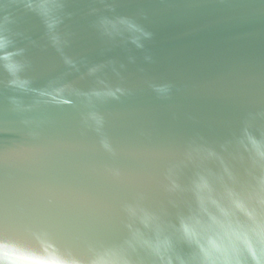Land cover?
<instances>
[{"label": "water", "instance_id": "water-1", "mask_svg": "<svg viewBox=\"0 0 264 264\" xmlns=\"http://www.w3.org/2000/svg\"><path fill=\"white\" fill-rule=\"evenodd\" d=\"M262 179L264 0H0L9 264H154L197 183Z\"/></svg>", "mask_w": 264, "mask_h": 264}, {"label": "clouds", "instance_id": "clouds-1", "mask_svg": "<svg viewBox=\"0 0 264 264\" xmlns=\"http://www.w3.org/2000/svg\"><path fill=\"white\" fill-rule=\"evenodd\" d=\"M260 184L264 192V179ZM206 188L203 181L195 185V215L181 217L171 233L146 242L154 264H264V195L246 200L230 193L221 203L199 194Z\"/></svg>", "mask_w": 264, "mask_h": 264}, {"label": "snow or ice", "instance_id": "snow-or-ice-1", "mask_svg": "<svg viewBox=\"0 0 264 264\" xmlns=\"http://www.w3.org/2000/svg\"><path fill=\"white\" fill-rule=\"evenodd\" d=\"M0 249L4 251H7L8 249H15V250L22 251L25 253L32 251L31 249L25 248L18 241L10 237H7V236H0ZM0 264H9L6 256H0Z\"/></svg>", "mask_w": 264, "mask_h": 264}]
</instances>
